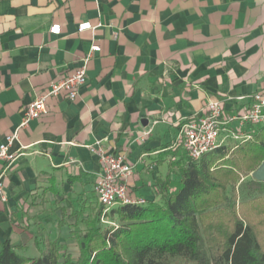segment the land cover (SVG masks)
Returning <instances> with one entry per match:
<instances>
[{"label": "crops", "instance_id": "crops-1", "mask_svg": "<svg viewBox=\"0 0 264 264\" xmlns=\"http://www.w3.org/2000/svg\"><path fill=\"white\" fill-rule=\"evenodd\" d=\"M85 22L94 29L79 33ZM82 67L77 99H49L47 114L20 129L26 106ZM262 90L264 0H0V145L17 133L15 149L26 148L0 162V250L10 241L39 257V230L74 239L100 206L97 141L133 165L132 196L158 202L160 182L178 180L184 119L211 99H231L232 115Z\"/></svg>", "mask_w": 264, "mask_h": 264}, {"label": "trees", "instance_id": "trees-1", "mask_svg": "<svg viewBox=\"0 0 264 264\" xmlns=\"http://www.w3.org/2000/svg\"><path fill=\"white\" fill-rule=\"evenodd\" d=\"M250 135L198 162L182 155L172 164L176 186L160 182L158 202L120 206L106 216L102 206L90 208L85 229L72 230L77 259L39 230L33 234L39 257L7 241L0 264H264V181L249 177L264 163V126Z\"/></svg>", "mask_w": 264, "mask_h": 264}, {"label": "built area", "instance_id": "built-area-1", "mask_svg": "<svg viewBox=\"0 0 264 264\" xmlns=\"http://www.w3.org/2000/svg\"><path fill=\"white\" fill-rule=\"evenodd\" d=\"M90 22L78 26V32L93 30ZM49 33L55 36L61 34V26L55 24L50 27ZM101 51L99 45L91 47V54ZM87 83L86 68L82 67L69 75L58 77L49 89L39 95L24 110L20 129L29 125L33 120L40 119L48 112L47 103L51 98L63 97L68 101H74L79 96L80 88ZM244 98H238L243 100ZM229 100L211 99L204 107L203 114L193 115L190 119H184L180 130V140L183 149L189 159L198 162L206 154L220 146L227 145L231 141L249 140L251 135L243 132L247 126L252 128L264 126V90L255 92L249 103L235 110L232 115L227 114ZM157 122H154L156 125ZM153 129L144 133L149 136ZM18 134L7 136L0 145V162L11 165L16 162L26 148L15 149ZM92 151L97 155L101 170L95 184V194L100 206L103 207V216L120 206L145 205L147 200L135 198L131 194L128 178L133 174V165L124 155L111 153L99 140L93 146ZM0 196L6 201L4 186L0 180ZM104 224H109V219H102Z\"/></svg>", "mask_w": 264, "mask_h": 264}, {"label": "rangeland", "instance_id": "rangeland-1", "mask_svg": "<svg viewBox=\"0 0 264 264\" xmlns=\"http://www.w3.org/2000/svg\"><path fill=\"white\" fill-rule=\"evenodd\" d=\"M252 174L253 173H251L249 177H252ZM177 182H178V180L173 181L174 187L176 186ZM112 221L114 223H112L110 221L109 225H112V224L117 225L118 224L116 219H114ZM79 223L81 225V228L84 229V224L81 221H79ZM109 225H104V227H107ZM61 245L64 248V250H66L68 253H70L73 256V258H75V259L78 258L79 250H78V247H77V243H76V241L74 239L70 240V241L65 239L64 242H61ZM172 264H179V263L178 262H173Z\"/></svg>", "mask_w": 264, "mask_h": 264}, {"label": "water", "instance_id": "water-1", "mask_svg": "<svg viewBox=\"0 0 264 264\" xmlns=\"http://www.w3.org/2000/svg\"><path fill=\"white\" fill-rule=\"evenodd\" d=\"M252 178L264 181V163L252 174Z\"/></svg>", "mask_w": 264, "mask_h": 264}]
</instances>
